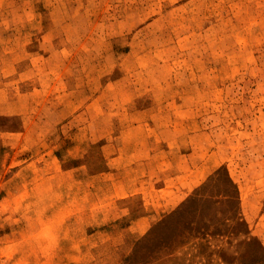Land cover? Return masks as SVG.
I'll return each mask as SVG.
<instances>
[{
    "label": "rangeland",
    "instance_id": "obj_1",
    "mask_svg": "<svg viewBox=\"0 0 264 264\" xmlns=\"http://www.w3.org/2000/svg\"><path fill=\"white\" fill-rule=\"evenodd\" d=\"M218 168L264 245V0H0V264H246L223 188L146 240Z\"/></svg>",
    "mask_w": 264,
    "mask_h": 264
},
{
    "label": "trees",
    "instance_id": "obj_2",
    "mask_svg": "<svg viewBox=\"0 0 264 264\" xmlns=\"http://www.w3.org/2000/svg\"><path fill=\"white\" fill-rule=\"evenodd\" d=\"M211 188H223L221 192L219 191V193H221L220 196H222L220 202L233 201L231 207L227 210L229 212L227 217L220 219V235H222V237L223 235L226 236L228 235L227 232L229 233V230H231L230 233H235V235L239 237L238 243L240 245L246 244L250 247L249 250L253 254V258L246 264H264V245H262L255 236L250 234L246 221L240 211L237 188L226 172L223 173V176L220 175V168H218L206 182L196 187L176 210L172 211L160 221L152 229L146 240L153 234V232H155V230H159V228L165 227L169 222L171 223L179 219V217L183 216L190 207L204 204L209 197L208 192L211 191ZM208 235L209 233L204 230L202 231L201 236L198 237L204 239ZM220 249L222 261L225 264H231V261H229L231 255L228 254L223 247H220ZM235 258L237 261L242 259V253L240 252Z\"/></svg>",
    "mask_w": 264,
    "mask_h": 264
}]
</instances>
